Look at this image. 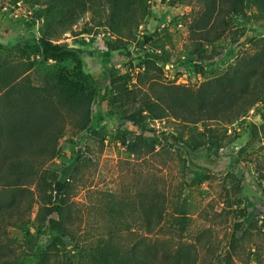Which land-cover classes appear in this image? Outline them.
I'll return each instance as SVG.
<instances>
[{
  "label": "rangeland",
  "instance_id": "rangeland-1",
  "mask_svg": "<svg viewBox=\"0 0 264 264\" xmlns=\"http://www.w3.org/2000/svg\"><path fill=\"white\" fill-rule=\"evenodd\" d=\"M263 62L264 0H0V264H264Z\"/></svg>",
  "mask_w": 264,
  "mask_h": 264
},
{
  "label": "trees",
  "instance_id": "trees-1",
  "mask_svg": "<svg viewBox=\"0 0 264 264\" xmlns=\"http://www.w3.org/2000/svg\"><path fill=\"white\" fill-rule=\"evenodd\" d=\"M257 1V0H223V3H225V6L228 8L229 12L233 13H245L247 7L249 6L250 3ZM45 46L47 47L48 50L54 51V50H63L62 47L60 46H55L51 44L49 41L45 40ZM72 55H76L73 50H68ZM65 52V53H69ZM111 83L114 86V92L110 95L109 101L112 106H116L117 103L120 101V96L122 90L118 86V75L115 73L114 70H111ZM260 74H264V62L262 63ZM125 107V106H124ZM229 106L224 107L220 111H227ZM242 110L238 114H241ZM127 118L129 120L135 119V116L129 112L127 114ZM71 182L70 180H60V179H55V190H56V195L55 198L53 199L52 203L54 208L52 209V212H55L58 216H52L49 220V225L51 227V230H62L63 229V224L62 221L58 218L62 216L65 205L67 204V196L66 193L69 191Z\"/></svg>",
  "mask_w": 264,
  "mask_h": 264
}]
</instances>
